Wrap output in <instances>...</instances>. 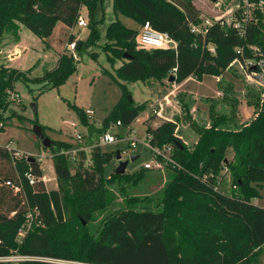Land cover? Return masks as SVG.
I'll list each match as a JSON object with an SVG mask.
<instances>
[{
  "label": "trees",
  "instance_id": "1",
  "mask_svg": "<svg viewBox=\"0 0 264 264\" xmlns=\"http://www.w3.org/2000/svg\"><path fill=\"white\" fill-rule=\"evenodd\" d=\"M113 1L116 12L133 18L140 25L149 21L177 42L175 49L138 47L137 29L125 26L119 20L108 25L106 42L101 48L109 62L122 61L115 69L116 75L104 69L122 90V97L107 118L114 119V124L121 121L128 127L147 109L146 103L136 105L134 100H129L127 83L149 79L163 82L172 74L178 84L191 75L198 79L216 75L221 79L234 60H243L238 48H243L245 57L253 55L252 45L264 52V12L259 8L254 9L257 20L247 25L244 36L239 34V29L215 24L203 37L191 31V25L201 19V9L195 0ZM249 1L258 3L260 0ZM102 3L103 0H0V50L6 36L19 38L22 25L42 37L50 36L57 22L74 27L81 17L83 5H87L90 35L80 47L77 46L83 54L100 40L98 26L104 20ZM99 14L100 19L96 21ZM74 38L70 35V42ZM210 44L215 47V52L209 50ZM77 70L78 60L63 53L50 70L36 79L20 69L0 75V110L8 106L6 93L17 80L44 83L41 91H46L60 86ZM219 87L224 93L222 105L225 108L220 111L217 104L212 103L213 122L209 127L199 126L193 145L178 138L177 121L164 119L156 126L151 123V118L145 121L152 144L172 142L175 145L173 157L177 165L166 167L168 179L157 196L163 208L119 206L110 214L99 236L87 243L84 258L77 255L72 245L65 244L66 241L55 243L53 230L65 223L66 209L61 190H47L38 160L17 164L9 147L0 145V259L20 254L32 258L18 264H69L66 262L79 260L91 264H253L264 250V207L253 202L259 196L258 187L264 182V91L253 90L245 95L249 104L260 109L253 119L240 124L238 96L228 84L223 86L222 79ZM181 100V106L187 112L194 101ZM78 112L83 113L79 109ZM82 119L89 125L85 112ZM105 124L110 125L109 121ZM1 129L4 130V123ZM43 130L45 132V127ZM71 146L60 141L57 150L51 147L54 168L59 182L77 180L80 214L86 219L92 218L98 203H111L113 188L141 189L151 177L147 173L150 170L143 168L131 175L117 174L114 170L109 178H105L104 169L113 154L103 152L101 147L93 148L92 164L87 166V153L81 151L77 170L73 173L67 155L62 152ZM231 149L234 153L227 161ZM224 165L232 169L234 177L228 193L219 191L215 185V175ZM29 170L36 178L34 184L25 177ZM29 208L35 210L46 228L23 227ZM187 208L191 214L185 210ZM171 214L185 215L183 221L186 224L194 222L193 231L201 243L202 254L184 252L175 235L166 233ZM220 227L225 230H219ZM0 264L13 262L0 260Z\"/></svg>",
  "mask_w": 264,
  "mask_h": 264
},
{
  "label": "rangeland",
  "instance_id": "2",
  "mask_svg": "<svg viewBox=\"0 0 264 264\" xmlns=\"http://www.w3.org/2000/svg\"><path fill=\"white\" fill-rule=\"evenodd\" d=\"M197 6L201 9L202 17H219L233 15L242 5L243 0H195ZM104 20L98 26L101 37L98 45L88 48L87 52L81 55L78 48L70 51L68 43L70 35H73L77 45L80 41H86L90 35V18L87 5L81 9V17L86 20L87 25L80 27L76 24L70 27L63 22H57L48 37H42L31 32L26 26H20L19 38L6 36L2 42L0 50V75L10 73L15 69L27 71L30 78L36 79L50 70L58 61L60 54L66 53L78 60V70L73 73L64 83L50 90L41 91L44 83L33 81L24 82L17 80L11 91H7L5 99L8 101L5 109L0 110L2 115V124L0 126V145L20 150L24 156L18 163H25L27 156L39 159L44 181L47 190L60 189L61 196L65 203V223L59 226V229L53 230L55 243L61 240L65 244L72 245L73 250L79 257H85L87 243L96 239L109 218L110 214L124 204L132 207H153L162 209L161 200L157 198L158 191L161 190L165 181L168 179V170L151 169L148 175L147 184L141 189L120 187L113 188L114 198L109 204L98 203L97 210L93 213L91 219H86L80 214V201L76 195L77 180L59 182L54 168V151L58 149L60 141L71 144L72 148H85L88 158L85 165H90L89 158L93 149L90 147L98 143L100 136L106 131L110 133L127 134L124 127H118L114 124V119H107L115 104L122 97V90L112 76L105 72L115 74L122 61L116 59L114 63L109 62L107 54L101 48L106 42V32L108 25L115 21H121L125 26L140 31L141 25L133 18L116 12L113 0H103ZM95 20L100 19V14ZM138 43V40H137ZM138 47H141L138 43ZM95 52L93 56L92 53ZM246 66L235 63L227 69L221 76L223 86L229 85L239 98L237 119L240 124L253 119L260 109L254 104L248 103V96L253 90L259 91L262 88L251 82L246 74ZM220 77L216 75H205L198 79L191 75L181 83L171 82L165 78L163 82L149 79L148 81L138 80L127 83L130 94L136 105L146 103L147 109L140 114L134 121L133 128L129 134L131 138L139 140L138 147L132 148L127 141L119 143L102 144L100 147L103 152L112 153L113 156L107 162L104 169L105 178H109L119 165L116 158V151L124 150L122 158L129 160L126 174H136L143 170L147 161L151 160V153L148 147L144 145L147 138V125L145 121L150 118L151 123L156 126L164 119L177 121L178 128L176 134L178 138L185 143L193 145L197 139V129L199 126L209 127L213 122V116L210 111L212 103L217 104L218 110H224L222 100L224 93L220 91ZM263 91V90H262ZM168 96V97H167ZM181 99L186 102L194 101L186 112L181 106ZM36 106L37 112L34 111ZM13 109L16 113H9ZM81 113L87 109L93 110L91 116H87L89 125L101 129V133L94 134L92 139L88 136L89 125L85 124ZM157 109L162 114H155ZM107 119V120H106ZM75 122L77 126H71L69 122ZM109 121L110 125H106ZM35 124L45 127V135L53 140V147H45L42 140L39 139L34 131ZM81 133L84 136L82 142H78L76 136ZM70 148V149H72ZM233 150H229L226 160H231ZM132 155H139V158L132 161ZM79 158V156H78ZM78 161V160H77ZM69 167L73 173L77 170V162L70 160ZM29 163V162H28ZM234 181L232 169L227 165L215 175V185L219 191L230 192ZM123 184V183H122ZM129 190V194H128ZM259 196L253 199V202L264 207V182L258 187ZM188 213L191 214L187 208ZM182 216L171 214L168 216L166 233L175 235L178 244L184 252L193 254H202L201 243L194 234V222L186 224ZM186 218V217H185ZM212 225V224H210ZM23 227L27 228H46L42 221L37 217L33 208H29ZM219 230L224 231L223 227ZM13 264H18L23 256L20 254L13 256ZM75 264H91L84 260L73 262ZM253 264H264L263 254Z\"/></svg>",
  "mask_w": 264,
  "mask_h": 264
},
{
  "label": "built area",
  "instance_id": "3",
  "mask_svg": "<svg viewBox=\"0 0 264 264\" xmlns=\"http://www.w3.org/2000/svg\"><path fill=\"white\" fill-rule=\"evenodd\" d=\"M259 8L264 12V0H260L258 3L257 2H250L249 0H243L242 5L237 11L233 13L230 17L227 16H219V17H209L205 16L202 17L199 22L193 23L191 25V31L195 33L198 36H203L205 37L207 33L209 32L210 28L215 25V24H220L221 26L225 27H230V28H236L239 29V34L241 36H244L246 33V27L247 25L253 21L255 18L253 11L254 9ZM78 25L80 27L86 26L87 22L84 20L83 17H80L78 21ZM137 40L138 43L141 47L143 48H170V49H175L177 48V42L172 39L170 34L165 31H160L156 28L153 27V25L147 21L144 24L141 25L140 31L138 32L137 35ZM77 42L74 40L72 42L68 43V48L70 51H74L77 48ZM208 48L211 52H215V47L213 45H208ZM250 49L253 52V55L251 57H245L243 48H238L237 51L243 56V60L237 58L234 60V62L231 63V66H233L235 63H240L243 66H246V74L248 79L262 88L264 91V52L255 45L250 46ZM168 97V96H167ZM155 114H159L160 112L155 109L154 110ZM85 114L87 116H91L93 114V110L87 109L85 111ZM69 122L71 126H77L75 122ZM116 126L118 127H124L122 125L121 121H118L115 123ZM1 126V124H0ZM127 130V134H120L118 132L116 133H110V132H104L98 141L96 145H92L90 148L93 149L95 147H100L102 144H111V143H119L121 141H127L129 142L130 146L132 148H137L138 147V142L139 140L135 138L130 137V133L132 131V125L128 127H124ZM93 137V136H92ZM91 137V139H92ZM76 139L78 142H82L84 139V136L81 133H78L76 136ZM144 145L149 148L150 153H151V160L147 161L143 168L144 169H155V170H165L167 166H176L177 162L173 157L174 154V149L175 145L172 142L169 143H164L162 145L159 144H152L151 143V135L147 134V138L144 141ZM9 149L12 152V157L15 162L18 160H21L24 156L23 153L20 150H17L15 148L9 147ZM81 151H85V148H72L69 150L62 151L65 155H67L68 159L72 163H76L78 160L79 153ZM121 152V155L125 153L124 150H119ZM31 158V156H30ZM30 158L27 156V161H30ZM41 158H36V160L39 161ZM123 159V158H122ZM124 160V159H123ZM90 164H92L91 159L89 158ZM25 177L28 179L30 184H34L36 181V178L34 175H32L31 171H27L25 173ZM44 180V177H43ZM13 256L9 257H4L1 258L0 260L2 261H13ZM32 257L29 256H23L22 260H28L31 259ZM52 261H54L52 259ZM57 262H66V261H61V260H55ZM69 264H75L73 262H66Z\"/></svg>",
  "mask_w": 264,
  "mask_h": 264
},
{
  "label": "water",
  "instance_id": "4",
  "mask_svg": "<svg viewBox=\"0 0 264 264\" xmlns=\"http://www.w3.org/2000/svg\"><path fill=\"white\" fill-rule=\"evenodd\" d=\"M213 1H216V0H213ZM82 41L79 42L78 44V47H80ZM125 57H129L128 54H125ZM175 75L172 74L170 77H169V80L171 82H174L175 81ZM128 98L130 101H133V96L131 94L128 95ZM33 108H34V111L37 112V108L35 105H33ZM9 113H11L12 115L15 114L16 112L13 110V109H10ZM33 131L35 133V135L42 140V143L45 147H48V148H51L53 146V140L46 136L45 135V132L43 130V126L40 125V124H35L34 127H33ZM99 134L101 133V129L95 127L93 124L89 125L88 127V136L89 137H92L94 134ZM176 144H178V142H176ZM116 158L119 160V165L118 167L115 169V172L117 174H124L126 173V169H127V166L129 164V160H123L122 159V155H121V152L118 150L116 151ZM131 160L134 161L136 160L137 158H139V155H132L131 157ZM30 161L34 162L36 161L35 158L31 157L30 158Z\"/></svg>",
  "mask_w": 264,
  "mask_h": 264
},
{
  "label": "crops",
  "instance_id": "5",
  "mask_svg": "<svg viewBox=\"0 0 264 264\" xmlns=\"http://www.w3.org/2000/svg\"><path fill=\"white\" fill-rule=\"evenodd\" d=\"M159 114H162L161 112ZM134 123V122H133ZM132 128H133V124H132Z\"/></svg>",
  "mask_w": 264,
  "mask_h": 264
}]
</instances>
